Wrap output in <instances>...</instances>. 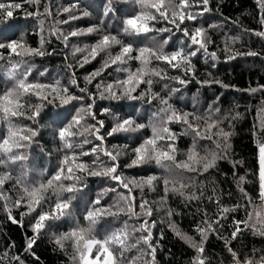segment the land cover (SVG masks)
<instances>
[{
	"label": "snow or ice",
	"instance_id": "obj_1",
	"mask_svg": "<svg viewBox=\"0 0 264 264\" xmlns=\"http://www.w3.org/2000/svg\"><path fill=\"white\" fill-rule=\"evenodd\" d=\"M25 3L39 5L40 0H24ZM123 3H130L138 10L125 16L119 34L105 32L99 39L83 47L75 46L73 56L77 53L84 55L77 61L79 67L91 63L103 54L101 67L84 77V86H81L76 78L73 65L69 64L70 79L67 85L61 84L57 80L55 84L29 83L28 77L32 73V67L28 65L25 57H44L51 55L44 45L51 43L52 38L61 41L65 47L68 46L70 38L100 32V26H89L86 29L72 30L65 33L59 25L68 24L70 21L80 19L82 16H89L88 11H83L80 16L69 15L67 20H56L45 30V19L52 15L50 8L46 5L43 13L39 8L35 12H24L25 19L35 18L39 28V47L28 46L23 40H16V25L14 20V10L23 8L22 3L0 2V49L10 50L6 75L15 80L12 88L6 89L0 94V120L8 122V135L0 140V167L8 168L10 164L26 162L28 156L22 149L31 145L34 138L39 134L37 129L26 127L17 128L13 124V118L23 117L33 123H38L37 118L47 104H56L58 108L73 105L78 102L81 106L76 109L75 114H65L63 111L53 113L49 119L57 125L56 136L60 142L58 151L63 152V156L58 164L55 173L46 182L30 184L26 181L27 172L15 178V186L19 187L17 198L9 204L10 196L4 192L6 181L14 179L11 172L0 173V201H3V209L8 220L13 224L23 226V217L37 213L34 223L31 225L32 236L26 238L22 251L25 255H32L37 239L47 226L49 221L60 220L71 216L70 209L73 201L77 199V194L87 187L83 181L86 177H102L115 182L117 187L104 189L97 197L91 201V207H86L84 220L87 226H77L71 231L56 237L54 243L64 249V242L72 241V264H156V251L158 242L154 241L152 229L155 223L149 218L153 215V208L150 202L144 198V192L155 190V182L163 181L164 195L158 202L163 206L167 202L169 193L178 195L185 202L199 201L204 196V185L197 184L193 176H202L216 169L220 162L230 160L231 131L226 130L222 124L224 120H235L239 113L231 117H221V109L213 104L208 105L206 113L197 111L179 110L170 103L172 96L181 91L180 88L170 87L163 84V89L167 90L166 95L153 90L154 83L164 80H173L181 86H187L192 79L196 78V67L193 58L199 55L213 62L218 61L216 51H210V45L214 43L208 29L197 23L198 19L205 13L212 11L210 0H121ZM113 0H107V5L103 11V18L100 24L105 23L116 10L112 7ZM259 11L260 30L244 29V32L264 39V0H256ZM63 13H72L73 9L65 7ZM191 23L192 28L185 26ZM235 23V22H234ZM157 25H164L158 27ZM169 25L171 27H169ZM211 27H218L212 25ZM176 32L182 33L185 39L179 41V47L171 51H165V47L170 44L172 35ZM169 34L165 36L164 34ZM127 37H149L156 41V37H161L162 42H157L155 46L149 47L141 45L139 42H126L120 36ZM239 38H226L223 51L226 53V61L234 60L239 55L256 57L260 53L256 51L234 52L229 45V40L235 44ZM6 41V42H5ZM119 46L118 51L113 53L112 49ZM11 54L20 57L18 61L11 60ZM5 57L0 53V60ZM67 59V58H66ZM130 61L138 62V67L132 70L126 65ZM153 61L162 62L173 70H178L181 75L168 76L166 72L152 66ZM22 66L24 71H20ZM115 66V71L126 73L124 79H116L113 82L105 83L102 79L97 80L109 68ZM215 67V63L212 64ZM47 69L39 74L44 76ZM208 75H211L209 73ZM95 82V83H94ZM201 84L216 83L221 87H229L219 80L198 81ZM88 85H93L95 92L89 90ZM141 85L146 87L140 91ZM76 89L79 94L72 91ZM251 93L264 92V85L245 89ZM36 95L40 103H28L24 98ZM97 98L101 100H147L151 104L153 100L158 101L160 107L152 113L148 123L137 122L132 116L121 118L113 113L111 107L101 109L105 116L112 115L115 123L110 128H106L105 121L97 119L94 110ZM219 99V98H217ZM58 101V104H57ZM197 101L193 97V107ZM264 113V108L261 109ZM70 117V118H69ZM91 121V122H89ZM181 124L184 126L183 135L192 136V144L185 153L184 160H177V133L170 125ZM231 125H229L230 127ZM145 128H149L151 135L143 138L135 147L131 148V155L128 168L140 167L150 163H155L163 169V177L155 174L148 175L140 179H129L121 174L120 157L124 155L129 145H113L109 147L105 139L119 133H137ZM103 130V131H102ZM260 130L264 131V121L261 122ZM211 141L213 147L200 148L199 141ZM258 144V164H259V201L258 205L253 204L249 194L242 185L245 177H238V188L242 197L247 201L245 205L246 219H233V231L230 238L225 240L229 245L231 239H236L244 228H251L255 233L264 236V140H257ZM15 150V151H14ZM95 157L91 164L82 160V157ZM101 156L106 157L108 163L101 160ZM239 164L233 161L235 168ZM23 168L24 165H21ZM193 174L185 176L184 174ZM189 188L192 191H187ZM118 189L125 190L124 192ZM139 190L140 201L137 211V197L134 190ZM108 191L116 192L117 200L113 208H102L101 199ZM213 192L215 190L213 189ZM51 193V196L48 194ZM126 193V194H125ZM67 194V195H65ZM55 197L54 201L45 203ZM209 201H213V196H208ZM217 206L216 219L207 218L196 226L195 231L199 233L201 241L197 243L192 237L185 235L175 225L169 221L176 236L186 241L197 252V257L193 264H207L203 256V241L207 239L210 232L215 231L214 225L220 224L228 213L237 211L241 205L224 207L220 200L216 199ZM251 206L252 211H247ZM23 207L25 210L20 213L21 220H17L12 215L13 209ZM39 209V211H37ZM167 216L174 215L172 209H166ZM127 216L129 220L139 221L137 224H129L126 220L122 227L117 228L102 239L95 235V226L103 216L119 217ZM138 234V235H137ZM162 238V237H161ZM14 248L15 245L13 244ZM133 249L137 255L129 257L127 253ZM6 247L0 252V264H26V260L19 254H9ZM228 251L232 256V264H264V254L258 258L250 256L241 261L238 254L229 246Z\"/></svg>",
	"mask_w": 264,
	"mask_h": 264
},
{
	"label": "trees",
	"instance_id": "obj_2",
	"mask_svg": "<svg viewBox=\"0 0 264 264\" xmlns=\"http://www.w3.org/2000/svg\"><path fill=\"white\" fill-rule=\"evenodd\" d=\"M4 3H22L23 8L14 10V20L12 23L16 25V34L13 37L16 40H23L28 46L39 47V28L38 21L35 18H23L24 12H35L37 7L43 13L47 5L52 15L50 17H41L45 19V30L47 31L50 24L56 20H67L69 15L80 16L83 11H88L89 16H82L80 19L70 21L68 24L59 25L65 32L72 30L86 29L89 26H100V32L86 34L70 38L68 46L56 40L54 37L51 43L44 45L51 55L44 57H25L28 60V65L32 67V73L28 77L29 83L40 84H55L57 80L61 84L67 85L70 77L68 65H73L76 73V78L81 86H84V77L96 71L101 67L103 54L93 60L91 63L85 64L84 67H79L77 61L84 53H77L73 56V48L75 46L83 47L95 43L100 35L105 32L119 34L122 26V20L126 15L138 10L130 3H123L121 0H113L112 7L116 10L109 18L105 19L103 25L100 24L101 19H104L102 14L107 0H40L39 5L25 3L24 0H0ZM72 8V13H63L62 9ZM210 8L212 11L205 13L197 21L199 25L208 29L211 39L214 41L210 45V51H216L219 57L218 61L213 62L208 60L205 62V57L199 55L193 58V63L196 67V78L187 77L191 82L187 86H181L173 80H164L154 83L153 90L161 92V95H166L167 90L163 89V84L167 83L170 87L180 88L181 91L172 96L170 103L179 110L197 111L198 113H206L208 105L215 102V106L221 109V113L217 114L221 117H231L239 113L235 120H224L222 126L231 131V149L230 160L228 162H220L216 169L210 170L202 176H193L197 184L204 185V196L199 201L185 202L178 195L169 193L165 205H159L161 197L164 195L163 181L155 182V190L144 192L146 198L152 208L153 215L149 219L155 223L152 229L154 241L158 242L156 251V264H193L197 257L196 250L191 247L186 241L179 239L172 230L169 221L175 225L177 229L185 235L192 237L197 243L201 241L199 233L195 231L196 226L201 223L206 217L216 219L217 206L214 203L216 199L224 207H233L240 204L241 207L230 212L221 220L220 224L214 225L215 231L210 232L207 239L203 241L204 253L207 264H232V256L228 251L230 246L240 257L241 261L250 256L257 258L264 254V236L255 233L251 228H244L236 239H231L229 245L225 244V240L230 238L233 231V219H246L247 201L242 197L238 188V177H245V182L240 185L251 197L253 204L258 205L259 201V164H258V144L257 140H264V131L260 130L261 122L264 121V113L261 109L264 108V92L251 93L244 91L251 87L264 85V39L250 35L244 32V29L260 30L259 11L256 0H210ZM235 22V23H234ZM218 25V27H211ZM158 27L164 25H157ZM189 29L192 24L186 23ZM169 27H171L169 25ZM165 36L169 34H164ZM238 37L235 44L229 40V45L234 52H247L249 50L260 53L259 56L251 57L239 55L234 60L226 61V53L223 51L226 38ZM126 42H139L141 45L149 47L155 46L157 42H162L161 37L157 36L156 41L149 37H127L120 36ZM185 39L182 33L176 32L172 35L170 44L165 47V51H171L175 47H179V41ZM6 42V41H5ZM119 46H115L112 51H118ZM0 53L5 57L0 60V94L6 89L12 88L15 80L10 79L6 75L8 67L7 60L9 59L10 50L0 49ZM67 58V59H66ZM21 59L15 54H11L12 61ZM215 63V67L212 64ZM138 62L130 61L126 67L135 70L138 67ZM153 67L163 70L168 76L181 75L178 70H173L162 62L153 61ZM22 66L20 71H24ZM47 69V73L41 76L39 73ZM211 73V75H208ZM126 73L116 72L115 66L106 70L97 80H103L105 83L113 82L116 79H124ZM219 80L229 87H221L220 84L210 83L201 84L198 81L204 80ZM95 83V82H94ZM146 86L141 85L138 91ZM90 91L95 92L93 85H88ZM72 91H78L72 89ZM196 97V105L193 107V97ZM219 98V99H217ZM28 103L37 104L40 100L36 95H30L24 98ZM37 118L38 123H33L23 117L13 118V124L17 128H34L38 130V135L34 138L31 145L21 151H24L28 160L26 162H17L10 164L8 168L0 167V173L11 172L14 179L6 181L4 192L10 196L9 204L17 198L19 187L15 186V178L21 176V173L26 171V181L30 184L46 182L48 178L55 173V170L60 163L63 152L58 151L60 142L56 136L57 125L53 124L49 117L57 112L63 111L65 114H75L81 104L74 102L73 105H67L64 108H58L56 104H47ZM58 104V101H57ZM111 107L113 113L126 118L132 116L137 122L148 123L152 113L160 107L158 101L153 100L151 104L147 100H101L97 98L95 111L97 119L105 121L106 128H110L115 120L112 115L105 116L101 109ZM70 118V117H69ZM91 122V121H89ZM229 125H231L229 127ZM173 131L177 133L178 139L176 142L178 154L177 160H184L187 149L192 144L191 135H183L184 126L181 124L170 125ZM103 131V130H102ZM8 135V122L0 120V140ZM151 135L149 128H145L137 133H119L111 137H106V144L111 147L113 145H129L124 155L120 157V169L122 175L132 179H140L148 175L155 174L163 177L165 172L155 163H150L135 168H128L131 148L135 147L143 138ZM199 147H213L211 141H199ZM15 151V150H14ZM82 160L91 164L95 157H82ZM104 163H108L106 157L101 156ZM238 161L239 164L233 168L232 162ZM21 165H24L22 168ZM185 176L193 175L185 173ZM87 185L86 188L77 194V199L73 201L70 209L71 216L64 217L60 220L49 221L45 229L41 232L36 241L32 255H25L22 251L26 238L33 235L31 225L34 223V217L37 213L26 215L23 217V226L13 224L8 220V217L3 209V201H0V252L7 247L10 255L19 253L25 260L26 264H72L71 254L73 251L72 241L64 242V249L58 247L54 240L56 237L71 231L77 226H87V221L84 220L86 207H91V201L94 200L99 193L104 189L117 187L115 182L102 177L88 176L83 181ZM213 189L215 192H213ZM118 191L124 192L123 189ZM187 191H192L189 188ZM126 194V193H125ZM133 194L137 197V211L140 201L139 190H134ZM51 196V193L48 194ZM67 195V194H65ZM208 196H213V201L208 200ZM55 197H51L45 203V209L48 203L54 201ZM117 200L116 192L108 191L101 199L98 207L113 208ZM172 209L174 215L168 217L166 209ZM23 207L13 209L12 215L19 221L21 220L20 213L24 211ZM39 211V209L37 210ZM247 211H252V207L248 206ZM129 224H137L139 221L129 220L127 216L120 215L119 217L103 216L95 226V235L97 238H103L111 231L123 226L125 221ZM138 235V234H137ZM162 237V238H161ZM15 245L13 248L12 245ZM129 257L137 255L135 249L127 253Z\"/></svg>",
	"mask_w": 264,
	"mask_h": 264
}]
</instances>
